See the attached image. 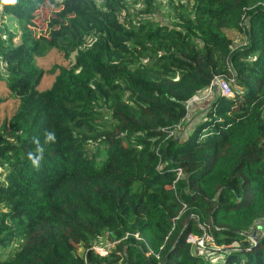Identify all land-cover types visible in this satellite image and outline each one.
<instances>
[{
  "label": "trees",
  "instance_id": "trees-1",
  "mask_svg": "<svg viewBox=\"0 0 264 264\" xmlns=\"http://www.w3.org/2000/svg\"><path fill=\"white\" fill-rule=\"evenodd\" d=\"M112 1L0 4L21 29L0 28V80L18 102L0 117V249L19 242L0 264H264V233L250 235L264 228V0H181L172 22H132ZM46 47L66 64L40 91ZM217 76L232 95L174 136ZM107 232L120 241L98 254Z\"/></svg>",
  "mask_w": 264,
  "mask_h": 264
},
{
  "label": "rangeland",
  "instance_id": "rangeland-1",
  "mask_svg": "<svg viewBox=\"0 0 264 264\" xmlns=\"http://www.w3.org/2000/svg\"><path fill=\"white\" fill-rule=\"evenodd\" d=\"M108 0H100L104 2ZM124 3V6L118 1H112L106 3L104 6L107 9H113L115 11L121 12V17H124L132 22L144 21V20H154V21H163V22H172V17L176 13L175 9L181 0H121ZM182 3H185V0H182ZM54 9L49 6H43L39 8L36 12L33 13V18L31 23L33 25H27L36 40H39L41 37H45L47 24L50 18L53 17ZM0 28H3L7 31H16L19 33L21 31L18 22L10 17L4 16L0 7ZM238 39V38H237ZM236 39V40H237ZM91 39L88 40V45L91 44ZM36 66L39 70L42 71L41 80L37 89L42 91L48 89L55 77V67L57 65L66 64L62 60L59 52L56 49L50 48H40L38 52L34 55ZM0 76H4V65L0 62ZM224 77L217 76L215 79ZM226 80V79H225ZM230 83L231 87H234V83L229 80H226ZM216 80L213 81V88L210 92L209 89H205L198 93L194 98L187 102V115L183 120L182 124L175 129L173 135L184 138L190 131L193 129L194 125L206 114V111L210 105V102L213 98V95L218 92L215 86ZM0 97L3 101L0 102V117H8L15 111L18 102L12 97L6 90L3 85V82L0 80ZM264 233V228L261 224L256 225L254 229L251 230V239H254L255 235H260ZM192 236L189 235L188 238ZM200 239V240H199ZM192 243L197 244L195 247L196 252L204 254L212 263L222 261V253L220 250L215 248L209 238H198L192 236ZM194 240V241H193ZM120 240H115L109 233H104L98 240L95 242V246L103 247L104 251H109L115 249L116 245ZM198 242H201L198 246ZM19 242H16L14 245L9 246L5 249H0V259H5L7 256L11 255L15 250H17V245ZM204 247V248H203ZM78 254L83 253L82 248H78Z\"/></svg>",
  "mask_w": 264,
  "mask_h": 264
},
{
  "label": "built area",
  "instance_id": "built-area-1",
  "mask_svg": "<svg viewBox=\"0 0 264 264\" xmlns=\"http://www.w3.org/2000/svg\"><path fill=\"white\" fill-rule=\"evenodd\" d=\"M214 80H216L215 86H216V88L218 90L217 93H219L221 95H224V96H231L232 95V88H231V85L228 83V81H226L225 79H221V78H217V79H214ZM213 81L210 84V86L207 88V89H209L210 92L212 91V88L214 86ZM180 174H181V171L178 172V175H180ZM191 237L192 236L187 238V240L191 241L190 240ZM200 244H201V242H198V245H200ZM93 248H94L93 250L96 253H98V254H106L107 253V251H104L103 247H101V246H94Z\"/></svg>",
  "mask_w": 264,
  "mask_h": 264
},
{
  "label": "clouds",
  "instance_id": "clouds-1",
  "mask_svg": "<svg viewBox=\"0 0 264 264\" xmlns=\"http://www.w3.org/2000/svg\"><path fill=\"white\" fill-rule=\"evenodd\" d=\"M17 0H0V4H7V5H14L16 4ZM48 140H54L53 134H48L47 136ZM39 151H42V149H39ZM29 159L32 161V164L36 167L39 166V157H33L32 154H29Z\"/></svg>",
  "mask_w": 264,
  "mask_h": 264
},
{
  "label": "water",
  "instance_id": "water-1",
  "mask_svg": "<svg viewBox=\"0 0 264 264\" xmlns=\"http://www.w3.org/2000/svg\"><path fill=\"white\" fill-rule=\"evenodd\" d=\"M255 235V234H254Z\"/></svg>",
  "mask_w": 264,
  "mask_h": 264
}]
</instances>
